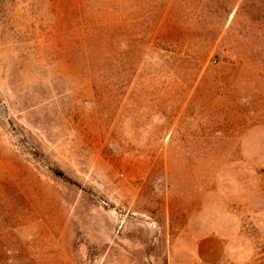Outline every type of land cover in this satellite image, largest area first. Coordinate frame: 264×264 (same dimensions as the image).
Returning <instances> with one entry per match:
<instances>
[{"label": "rangeland", "instance_id": "1", "mask_svg": "<svg viewBox=\"0 0 264 264\" xmlns=\"http://www.w3.org/2000/svg\"><path fill=\"white\" fill-rule=\"evenodd\" d=\"M115 1L0 0V264H264V0Z\"/></svg>", "mask_w": 264, "mask_h": 264}, {"label": "trees", "instance_id": "2", "mask_svg": "<svg viewBox=\"0 0 264 264\" xmlns=\"http://www.w3.org/2000/svg\"><path fill=\"white\" fill-rule=\"evenodd\" d=\"M245 6L246 3L244 6H241V9ZM106 11L107 14L102 18V20L94 23L92 27V31L95 36V47L99 45L101 47L106 46L104 52L95 54L94 66L98 70L97 73L99 74V79H106L107 82H110V86L113 87V93L120 94L124 87L122 49L123 38L126 33L125 27L127 26V21H129V18L128 20L126 18L128 17L126 14L129 11L127 8H124L123 4L120 3V0H116L108 10L104 9V13H106ZM238 17L239 15L236 18ZM130 23L134 24L137 23V21L133 19ZM226 38H229V36L227 35ZM226 41L227 40L222 41L221 44L224 45ZM229 61V63L233 62L232 60ZM108 71L111 75L108 74V76H106Z\"/></svg>", "mask_w": 264, "mask_h": 264}, {"label": "crops", "instance_id": "3", "mask_svg": "<svg viewBox=\"0 0 264 264\" xmlns=\"http://www.w3.org/2000/svg\"><path fill=\"white\" fill-rule=\"evenodd\" d=\"M256 133L257 131L253 130L247 134L243 143V149L245 152L250 153L256 151V149L252 147L253 143H251L256 138ZM222 245H224V241L220 237L213 236L206 238L204 241L201 242V254L205 259L211 257V260H217L219 259L217 249L220 248Z\"/></svg>", "mask_w": 264, "mask_h": 264}]
</instances>
